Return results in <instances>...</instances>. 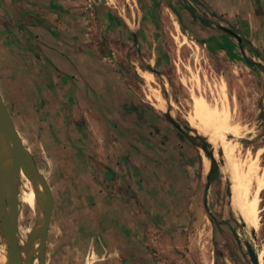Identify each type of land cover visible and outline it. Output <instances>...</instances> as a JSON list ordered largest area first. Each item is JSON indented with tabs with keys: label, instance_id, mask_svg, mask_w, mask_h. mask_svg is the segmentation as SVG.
Masks as SVG:
<instances>
[{
	"label": "rangeland",
	"instance_id": "374dc122",
	"mask_svg": "<svg viewBox=\"0 0 264 264\" xmlns=\"http://www.w3.org/2000/svg\"><path fill=\"white\" fill-rule=\"evenodd\" d=\"M83 1L78 0L74 6H83ZM92 1L96 8L91 5L89 9H95L96 14L87 15L85 11L81 15L86 14L84 28L88 55L113 77L109 96L115 109L111 112L115 115L110 112V118L142 120L150 125L148 128L152 132L159 124L178 128L203 162L194 170L190 167L185 170L183 191L176 190L169 177L159 170H153L149 180L142 177L148 192L146 207L142 206L138 191L126 190L119 194L128 199L130 208H134L129 223L139 237H132L130 241L139 243L144 254L135 259L133 253L127 251L128 238L103 237L95 229L86 232L75 220L70 225L72 237L61 243L57 249L59 256L55 259L52 242L48 245L45 264H131V261L137 264H251L248 244L257 254L259 263L264 264V72L243 59L244 53L252 61L264 65V0ZM184 5L190 6L199 19H195ZM200 19L209 22L205 24ZM176 22L179 30L175 27ZM219 25L234 30L251 47L246 44L242 53L236 37L220 30ZM40 65L45 80L49 72L62 74L51 61L44 60ZM144 71L152 74V80L143 77ZM54 90V93L41 94L40 102L35 100L27 108L16 110L14 95L10 98L0 86L17 131L55 190L57 207H64L70 217L73 210L80 207V194L76 188L79 184L75 180L79 171H68L71 165L69 153L73 149L70 140L82 137L81 142L74 143L79 148L81 144L91 153L93 168L88 176L95 192L97 127L93 123L102 117L95 109L88 107L86 110L80 102L73 100L75 91L68 79L67 82L58 81ZM200 97L213 105L227 106L231 129L224 131L226 141L238 159L259 165V181L263 187L259 202L260 224L256 231L250 230L233 209L232 172L223 152L219 157L214 156L212 142L219 135L211 137L215 125L204 121L196 112L195 99ZM70 98L72 100L67 102ZM54 100L60 105L55 118L51 117L53 111L50 109ZM17 106L19 108L20 104ZM99 128L109 131L111 127ZM115 128L120 129L117 125ZM205 150L213 152V157H208ZM77 158L80 162L86 159L82 149ZM207 161L208 170L205 169ZM72 165L79 168L76 163ZM120 175L116 171L117 179ZM18 177V237L23 246L40 210L25 171L21 169ZM137 184L139 181L134 187H138ZM118 187H124L123 181L116 192H120ZM128 187L131 189L130 184ZM65 193H68L67 197ZM181 202L183 213L177 206ZM141 213L143 220L138 219ZM210 214L217 221L228 224L214 227ZM53 234L60 235L57 231ZM0 247L7 252L1 231ZM112 248H116V253L110 258L107 254Z\"/></svg>",
	"mask_w": 264,
	"mask_h": 264
},
{
	"label": "crops",
	"instance_id": "0c3cea01",
	"mask_svg": "<svg viewBox=\"0 0 264 264\" xmlns=\"http://www.w3.org/2000/svg\"><path fill=\"white\" fill-rule=\"evenodd\" d=\"M77 2L78 0H0V86L10 98L14 95V108L17 110L27 108L35 100L40 102L41 94L51 91L54 93L57 82H67L68 79L72 84V91H75L72 92L73 100L80 102L86 110L95 109L102 117L93 123L97 127L94 149L96 191L93 192V183L88 176L93 168L91 153L81 144L79 148L74 143L81 142L82 137H72L70 140L73 149L69 153L71 165L68 171H79V177L75 180L79 184L76 188L80 194V207L73 210L70 217L66 215L64 207H57L55 190L48 181L54 196V209L46 248L52 242L55 254L53 258L59 256L57 249L61 243H66L72 237L70 225L78 220L82 230L86 232L95 229L103 237L128 238L127 251L133 253V258L136 259L137 255L144 252H141L139 243L130 241L132 237H139L129 223L132 221L131 213L134 208H130L128 199L119 194L128 190L138 191L142 206L146 207L148 192L142 177L149 180L148 176L152 171L159 170L169 177L176 190L183 191L185 170L189 167L194 170L203 161L199 153L183 139L178 128L175 130L170 125L159 124L152 132L148 128L150 125L142 120L110 118L111 113L115 115V112H111L115 109L109 96L113 77L98 67L94 58L88 55L85 40L87 32L84 28V14L95 12V9H89L94 2L84 0L83 6H74ZM83 12L85 13L81 15ZM44 60L51 61L62 74L49 72L48 79H43L45 73H40L43 71H40V64ZM85 86L89 87L87 91L83 88ZM71 100L67 99V102ZM54 103L50 104L53 118L57 117L55 113L60 107L58 102ZM107 125L111 127L109 131L99 128ZM115 125L120 127V133ZM79 149H82L86 157L84 162L81 161L83 163L77 158ZM73 163L78 164L79 168ZM116 171L121 174L120 179L116 178ZM122 181L124 187H118L120 192H116ZM138 181V187H134ZM64 196L67 197L68 193ZM177 206L183 213V203H178ZM141 214L138 219L143 220L144 214ZM53 231H57L59 237ZM115 253L116 248H112L107 256ZM132 263L137 264L136 261H131Z\"/></svg>",
	"mask_w": 264,
	"mask_h": 264
},
{
	"label": "water",
	"instance_id": "95a60500",
	"mask_svg": "<svg viewBox=\"0 0 264 264\" xmlns=\"http://www.w3.org/2000/svg\"><path fill=\"white\" fill-rule=\"evenodd\" d=\"M218 28L235 36L237 40L241 39L239 34L228 27L219 25ZM205 154L213 157L211 151L205 150ZM21 169L31 182L37 209L41 210V216L36 218L23 246L19 244L17 236L18 174ZM53 209L54 197L51 187L37 166L34 156L25 146L0 93V231L7 248L4 264H45L48 228ZM35 240L38 245L32 250ZM246 247L251 264H260L253 248L249 244Z\"/></svg>",
	"mask_w": 264,
	"mask_h": 264
},
{
	"label": "bare ground",
	"instance_id": "6f19581e",
	"mask_svg": "<svg viewBox=\"0 0 264 264\" xmlns=\"http://www.w3.org/2000/svg\"><path fill=\"white\" fill-rule=\"evenodd\" d=\"M175 27L177 28V30H179L178 22L175 23ZM142 75L148 81L152 80V78H153L152 74L148 73L146 71L142 72ZM204 98L200 97V98L195 99L194 104L196 106V112L199 115L203 116L202 119H204V121H208V123L212 122L213 125H215L213 133L210 131L212 133L211 137H215V136L219 135L212 142L215 146L214 156L216 157L221 152H223L225 154L224 157H226V160H227L226 163L228 164V168L232 172V176L234 179V191L232 192V194H233V202H232L233 209H235L241 215L242 219L244 220V222L246 223V225L248 226V228L250 230L256 231L259 228V224H260L259 202H260L261 188L263 187V185H262L263 183H261L259 181V175H258L259 174V165L257 162L250 163V164L247 163L246 161L243 162L241 159H238L235 156L233 149L230 148L231 146H229L228 142L226 141L227 139H225L226 135L224 136V131L229 129L231 126L230 125L231 115H230L229 110L227 109V106H225L224 104L213 105L211 103H208L206 98L205 99ZM197 118H200V117H197ZM193 122H194V120H193ZM205 124H207V123H205ZM208 128H209V126H208ZM205 129H206V127H205ZM211 129H212V127H211ZM205 169L206 170L209 169V162L208 161L205 162ZM263 175L264 174L262 173V176ZM231 197H232V195H231ZM40 216H41V210L38 213V217H40ZM18 229H19V213H18ZM17 236H18V232H17ZM18 239H19V237H18ZM19 244H20V242H19ZM37 245H38L37 240H35L33 245H32V250L36 249ZM22 255L23 256L25 255L24 252H22ZM6 259H7V252L5 250L1 249V247H0V264H4Z\"/></svg>",
	"mask_w": 264,
	"mask_h": 264
},
{
	"label": "trees",
	"instance_id": "16d2710c",
	"mask_svg": "<svg viewBox=\"0 0 264 264\" xmlns=\"http://www.w3.org/2000/svg\"><path fill=\"white\" fill-rule=\"evenodd\" d=\"M184 6L187 7V5H184ZM187 8L192 12V15H193V17H194L195 19H196V18L199 19L198 15L195 13V11L192 10V8H191L190 6H188ZM200 20H201L202 22H204L205 24L209 22L207 19H200ZM179 22H180V21H179ZM228 34H229V33H228ZM230 35H231V34H230ZM240 37H241V39H240V40H237V41H238V43H239L240 50H241V52L243 53V49H244L245 45L248 44V46H250V47H251V45H250V43H249L248 41H246V39H244V37H242V36H240ZM243 59H244V61H245L248 65H250V66H252V67L257 66L258 68H260V69L264 72V65L252 61L249 57H247L246 55H244V53H243ZM209 219H210V221L213 223L214 227H216V228H217V226H218L219 224H228L226 221H217V220L215 219V217H214L213 215H211V214L209 215ZM214 244H215V242H214ZM215 245H216V244H215ZM215 252H216V254L218 253V250L216 249V247H215Z\"/></svg>",
	"mask_w": 264,
	"mask_h": 264
}]
</instances>
